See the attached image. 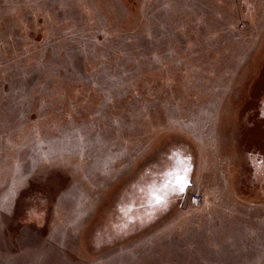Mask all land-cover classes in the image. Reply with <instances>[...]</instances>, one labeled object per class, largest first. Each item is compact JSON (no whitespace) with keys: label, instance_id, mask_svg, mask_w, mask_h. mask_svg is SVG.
I'll use <instances>...</instances> for the list:
<instances>
[{"label":"rangeland","instance_id":"374dc122","mask_svg":"<svg viewBox=\"0 0 264 264\" xmlns=\"http://www.w3.org/2000/svg\"><path fill=\"white\" fill-rule=\"evenodd\" d=\"M0 264H264V0H0Z\"/></svg>","mask_w":264,"mask_h":264},{"label":"snow or ice","instance_id":"6c2138e0","mask_svg":"<svg viewBox=\"0 0 264 264\" xmlns=\"http://www.w3.org/2000/svg\"><path fill=\"white\" fill-rule=\"evenodd\" d=\"M182 171L184 172L183 176H181L179 174V172L171 174V175H174V177H175V184L174 185H173L172 181H169L163 187L165 189L171 187L173 191L179 190V191L182 192L183 189H184V186H185V184L187 182L186 174H187L188 169L184 168ZM164 195H166V193L158 194V193L154 192L153 193V201H154V203H156V204L162 203L163 199H164Z\"/></svg>","mask_w":264,"mask_h":264}]
</instances>
